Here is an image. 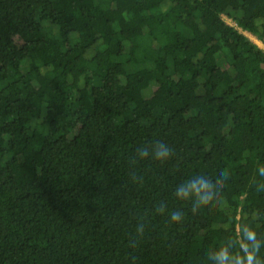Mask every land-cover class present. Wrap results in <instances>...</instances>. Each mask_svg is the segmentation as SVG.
Returning <instances> with one entry per match:
<instances>
[{
    "label": "trees",
    "instance_id": "trees-1",
    "mask_svg": "<svg viewBox=\"0 0 264 264\" xmlns=\"http://www.w3.org/2000/svg\"><path fill=\"white\" fill-rule=\"evenodd\" d=\"M223 17L264 44V0H0V264H214L237 224L264 239V49ZM156 142L171 158L137 156ZM200 180L193 213L175 191Z\"/></svg>",
    "mask_w": 264,
    "mask_h": 264
},
{
    "label": "clouds",
    "instance_id": "clouds-1",
    "mask_svg": "<svg viewBox=\"0 0 264 264\" xmlns=\"http://www.w3.org/2000/svg\"><path fill=\"white\" fill-rule=\"evenodd\" d=\"M151 149V150H150ZM174 154L172 148L163 142H156L152 146L142 147L137 150V156L140 159H146L150 155L157 161H166ZM260 174L264 175V167L260 168ZM222 175H225L222 173ZM136 180V177H133ZM217 186H222V181H217ZM213 185L208 180H200L199 182H189L185 185L178 186L175 195L180 199H187L190 194H195L196 201L193 207V213L197 212L198 208L208 206L214 202V195L209 194V189ZM166 206L160 204L156 211L163 213ZM170 219L174 223H180L183 219V214L180 211L170 213ZM137 235L143 236L145 228L141 222L137 226ZM135 246V241L131 242ZM264 247V239L258 237L257 232L250 224L239 223L236 226V234L232 236L228 243L222 244L218 249L209 254L208 259L214 264H264V259L260 258L261 248Z\"/></svg>",
    "mask_w": 264,
    "mask_h": 264
},
{
    "label": "rangeland",
    "instance_id": "rangeland-1",
    "mask_svg": "<svg viewBox=\"0 0 264 264\" xmlns=\"http://www.w3.org/2000/svg\"><path fill=\"white\" fill-rule=\"evenodd\" d=\"M225 19L226 22L228 23H234L231 19L227 18V17H223ZM246 35L252 40L254 41V43H256L261 49H264V44L259 41L254 35H250L249 33H246Z\"/></svg>",
    "mask_w": 264,
    "mask_h": 264
},
{
    "label": "built area",
    "instance_id": "built-area-1",
    "mask_svg": "<svg viewBox=\"0 0 264 264\" xmlns=\"http://www.w3.org/2000/svg\"><path fill=\"white\" fill-rule=\"evenodd\" d=\"M225 20V19H224ZM228 25H230V26H232V27H234V28H236V29H238L239 30V32L240 33H242L243 35H245V36H247L246 35V31L244 32V31H242L238 26H237V24L236 23H228V22H226ZM248 37V36H247ZM254 42V41H253Z\"/></svg>",
    "mask_w": 264,
    "mask_h": 264
}]
</instances>
